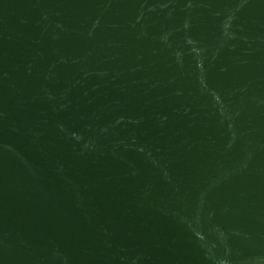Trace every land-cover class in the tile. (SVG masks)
<instances>
[{
    "label": "water",
    "instance_id": "water-1",
    "mask_svg": "<svg viewBox=\"0 0 264 264\" xmlns=\"http://www.w3.org/2000/svg\"><path fill=\"white\" fill-rule=\"evenodd\" d=\"M0 264H264V0H0Z\"/></svg>",
    "mask_w": 264,
    "mask_h": 264
}]
</instances>
